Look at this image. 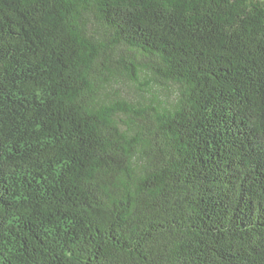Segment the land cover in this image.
<instances>
[{
    "label": "trees",
    "instance_id": "obj_1",
    "mask_svg": "<svg viewBox=\"0 0 264 264\" xmlns=\"http://www.w3.org/2000/svg\"><path fill=\"white\" fill-rule=\"evenodd\" d=\"M0 264H264V0H0Z\"/></svg>",
    "mask_w": 264,
    "mask_h": 264
},
{
    "label": "rangeland",
    "instance_id": "obj_2",
    "mask_svg": "<svg viewBox=\"0 0 264 264\" xmlns=\"http://www.w3.org/2000/svg\"><path fill=\"white\" fill-rule=\"evenodd\" d=\"M123 94L130 98V99H135L136 93H135V88L132 86L130 83H122L120 86Z\"/></svg>",
    "mask_w": 264,
    "mask_h": 264
}]
</instances>
